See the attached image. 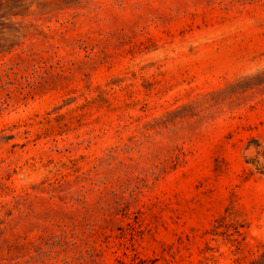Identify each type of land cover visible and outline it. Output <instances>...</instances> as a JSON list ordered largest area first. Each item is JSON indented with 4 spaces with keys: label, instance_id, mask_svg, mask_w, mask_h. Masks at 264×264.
<instances>
[{
    "label": "rangeland",
    "instance_id": "rangeland-1",
    "mask_svg": "<svg viewBox=\"0 0 264 264\" xmlns=\"http://www.w3.org/2000/svg\"><path fill=\"white\" fill-rule=\"evenodd\" d=\"M264 264V0H0V264Z\"/></svg>",
    "mask_w": 264,
    "mask_h": 264
},
{
    "label": "trees",
    "instance_id": "trees-1",
    "mask_svg": "<svg viewBox=\"0 0 264 264\" xmlns=\"http://www.w3.org/2000/svg\"><path fill=\"white\" fill-rule=\"evenodd\" d=\"M121 264H127V262H125V261H121Z\"/></svg>",
    "mask_w": 264,
    "mask_h": 264
}]
</instances>
